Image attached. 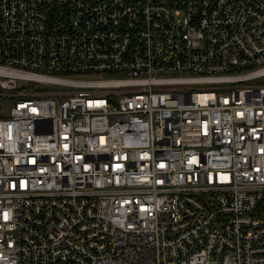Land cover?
Returning a JSON list of instances; mask_svg holds the SVG:
<instances>
[{"label":"built area","instance_id":"built-area-1","mask_svg":"<svg viewBox=\"0 0 264 264\" xmlns=\"http://www.w3.org/2000/svg\"><path fill=\"white\" fill-rule=\"evenodd\" d=\"M0 264H264V0H0Z\"/></svg>","mask_w":264,"mask_h":264},{"label":"rangeland","instance_id":"rangeland-1","mask_svg":"<svg viewBox=\"0 0 264 264\" xmlns=\"http://www.w3.org/2000/svg\"><path fill=\"white\" fill-rule=\"evenodd\" d=\"M35 84H37V86H44V87H55L57 86V84H53V83H42V82H36Z\"/></svg>","mask_w":264,"mask_h":264}]
</instances>
